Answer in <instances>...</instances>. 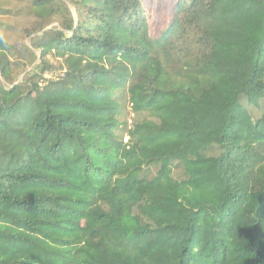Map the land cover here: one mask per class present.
<instances>
[{
  "label": "trees",
  "instance_id": "obj_1",
  "mask_svg": "<svg viewBox=\"0 0 264 264\" xmlns=\"http://www.w3.org/2000/svg\"><path fill=\"white\" fill-rule=\"evenodd\" d=\"M0 0V264H264V0Z\"/></svg>",
  "mask_w": 264,
  "mask_h": 264
},
{
  "label": "rangeland",
  "instance_id": "obj_2",
  "mask_svg": "<svg viewBox=\"0 0 264 264\" xmlns=\"http://www.w3.org/2000/svg\"><path fill=\"white\" fill-rule=\"evenodd\" d=\"M151 13L152 33L166 26L172 13L174 0H143Z\"/></svg>",
  "mask_w": 264,
  "mask_h": 264
}]
</instances>
